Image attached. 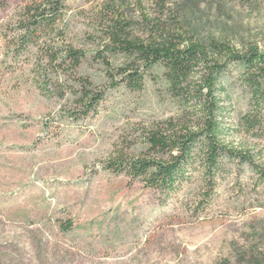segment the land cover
Masks as SVG:
<instances>
[{
	"label": "rangeland",
	"instance_id": "rangeland-1",
	"mask_svg": "<svg viewBox=\"0 0 264 264\" xmlns=\"http://www.w3.org/2000/svg\"><path fill=\"white\" fill-rule=\"evenodd\" d=\"M136 1L129 16L152 10L151 0ZM98 2L72 0L52 34L56 45L87 52L77 76L104 92L97 112L84 117L74 79L52 73L46 89L37 55L15 57L22 2L0 0V264H264V184L250 168L234 169L199 209L192 185L162 203L155 190L106 169L136 126L170 115L171 105L161 80L132 91L93 58ZM172 7L203 39L264 47V0H172ZM110 60L116 68L124 57ZM231 92L235 116L244 102L237 80ZM232 141L264 167V133Z\"/></svg>",
	"mask_w": 264,
	"mask_h": 264
},
{
	"label": "trees",
	"instance_id": "trees-1",
	"mask_svg": "<svg viewBox=\"0 0 264 264\" xmlns=\"http://www.w3.org/2000/svg\"><path fill=\"white\" fill-rule=\"evenodd\" d=\"M71 1L21 0L13 54L37 55L46 89L52 73L74 79L79 86L76 107L85 117L97 112L104 92L89 78L77 76L87 52L70 44L58 46L52 36ZM136 3L98 2L102 12L93 58L105 66L115 85L123 83L132 91L161 80L171 114L136 126L126 151L115 150L106 169L155 190L162 203L192 185L196 209L214 200L217 186L234 169L250 168L264 184V167L256 154L232 141L238 135L264 133V47L238 48L229 40L199 37L176 13L172 0H151L150 12L141 8L140 16H129L128 8ZM116 56L124 61L114 68L110 58ZM236 80L244 102L234 116L231 88Z\"/></svg>",
	"mask_w": 264,
	"mask_h": 264
}]
</instances>
